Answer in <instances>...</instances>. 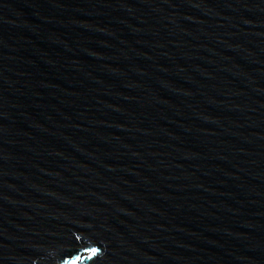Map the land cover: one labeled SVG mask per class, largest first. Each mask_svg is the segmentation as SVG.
Segmentation results:
<instances>
[{"label":"water","instance_id":"water-1","mask_svg":"<svg viewBox=\"0 0 264 264\" xmlns=\"http://www.w3.org/2000/svg\"><path fill=\"white\" fill-rule=\"evenodd\" d=\"M0 264H264V0H0Z\"/></svg>","mask_w":264,"mask_h":264}]
</instances>
